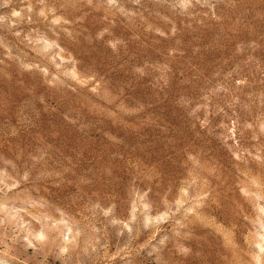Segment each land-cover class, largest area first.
Instances as JSON below:
<instances>
[{
	"label": "rangeland",
	"instance_id": "rangeland-1",
	"mask_svg": "<svg viewBox=\"0 0 264 264\" xmlns=\"http://www.w3.org/2000/svg\"><path fill=\"white\" fill-rule=\"evenodd\" d=\"M0 264H264V0H0Z\"/></svg>",
	"mask_w": 264,
	"mask_h": 264
}]
</instances>
